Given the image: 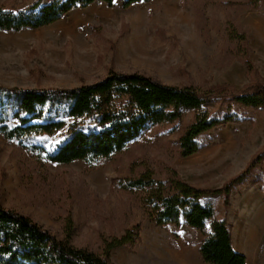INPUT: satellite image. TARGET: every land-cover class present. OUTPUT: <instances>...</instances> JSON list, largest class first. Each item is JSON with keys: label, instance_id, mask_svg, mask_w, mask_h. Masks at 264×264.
<instances>
[{"label": "rangeland", "instance_id": "1", "mask_svg": "<svg viewBox=\"0 0 264 264\" xmlns=\"http://www.w3.org/2000/svg\"><path fill=\"white\" fill-rule=\"evenodd\" d=\"M34 1L0 0V7L19 11ZM124 2L79 7L37 30L0 31V86L76 88L111 70L142 73L164 84L220 94L207 107L217 117L232 95L264 83V0H150L128 8ZM233 106L244 120L204 134L203 148L188 157L180 155L178 139L193 122L192 111L144 132L93 166L52 163L32 149L35 144L53 150L64 138L60 133L33 142L0 137V204L59 238L70 224L72 244L98 255L105 240L140 225L139 241L114 249L111 264H206L199 253L201 232L185 222L158 226L144 205L146 192L124 189L120 181L150 169L157 180L176 175L203 189L222 187L264 152V109ZM263 185L264 161L263 170L258 167L232 191L229 208L221 196L204 201L217 219L227 220L233 246L247 264H264V239L248 244L250 230L264 221Z\"/></svg>", "mask_w": 264, "mask_h": 264}, {"label": "trees", "instance_id": "2", "mask_svg": "<svg viewBox=\"0 0 264 264\" xmlns=\"http://www.w3.org/2000/svg\"><path fill=\"white\" fill-rule=\"evenodd\" d=\"M116 0H35L19 11L0 7V31L37 30L62 20L72 10L95 3L113 6ZM150 0H125L124 7ZM262 0H256L260 2ZM213 91L193 86L168 85L142 73L111 70L104 78L76 88H6L0 86V137L8 141L33 142L44 135L63 134L53 149L32 144L47 161L69 164L82 161L90 166L125 150L144 132L177 122L185 112L195 117L178 139L180 155L191 156L203 145L199 139L213 129L239 123L243 116L234 109H264V83L234 94L222 116L207 109L217 101ZM264 152L247 169L217 189H203L180 180H157L150 169L135 179L120 181L127 190H144V205L158 226L182 222L203 234L199 253L206 264H247V257L236 251L230 226L217 219L215 208L205 199L223 197L230 207L232 191L263 170ZM255 183L260 181H253ZM264 187V185H263ZM140 225L120 237L104 241L103 255L72 244V228L66 225L59 238L29 216L0 204V264H111L114 249L135 245Z\"/></svg>", "mask_w": 264, "mask_h": 264}, {"label": "bare ground", "instance_id": "3", "mask_svg": "<svg viewBox=\"0 0 264 264\" xmlns=\"http://www.w3.org/2000/svg\"><path fill=\"white\" fill-rule=\"evenodd\" d=\"M257 222H259V226L256 225L258 227H255L253 230L251 229L250 233H249L248 244L251 245V246L254 245L255 243L261 242L264 239V235H263V232H264V221L260 222L259 220H257ZM256 246H258V245H256Z\"/></svg>", "mask_w": 264, "mask_h": 264}]
</instances>
